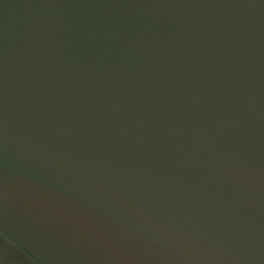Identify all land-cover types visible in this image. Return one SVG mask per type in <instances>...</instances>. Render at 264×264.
<instances>
[{
  "label": "water",
  "instance_id": "obj_1",
  "mask_svg": "<svg viewBox=\"0 0 264 264\" xmlns=\"http://www.w3.org/2000/svg\"><path fill=\"white\" fill-rule=\"evenodd\" d=\"M0 264H264V0H0Z\"/></svg>",
  "mask_w": 264,
  "mask_h": 264
}]
</instances>
